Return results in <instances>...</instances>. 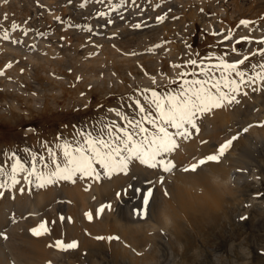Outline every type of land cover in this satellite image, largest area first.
Here are the masks:
<instances>
[{"label":"rangeland","instance_id":"rangeland-1","mask_svg":"<svg viewBox=\"0 0 264 264\" xmlns=\"http://www.w3.org/2000/svg\"><path fill=\"white\" fill-rule=\"evenodd\" d=\"M179 1L127 0V3H123V0H87L85 3V0H7V2L0 0V48L4 47V43L8 45L14 41H20V43H14L17 48L14 54L0 52V71L3 72L0 77H3L4 80L8 78L18 80L21 83L20 86L14 85L8 89L0 87V167L3 169L0 178L5 179L4 187L0 189V201L5 198L8 200L9 197L8 201L11 200L9 203H14L5 208V210L9 209L5 212H10L13 218H7L10 215L3 212L5 216L8 215L5 219L12 221L16 218L15 222L24 220L26 223L25 217L28 218V222L29 218L31 221L36 219H32L34 212L33 208H30L32 207L30 201L19 200V202L12 197L15 189L8 181L11 178V173L7 171L6 166L9 148L29 168L32 164V154H36L38 171L42 170L48 173L54 170L53 160L61 163L64 161V156L62 153L58 159L45 157L44 161H40L39 158L44 157V154L37 139L41 138L40 140L51 145L64 142L63 144L70 143L75 146L76 142L81 141L86 133L91 132L93 136H96L101 128L108 123L126 125L124 116L129 119H141V114L137 111L134 101L142 98L141 101L146 109L149 108L148 102L144 100L143 90L155 89L160 93L167 92L165 85L154 88L145 86V82L153 80L158 72L164 75L176 72L191 73L193 66L186 63L190 59L198 61L196 66L198 71L201 61L204 64L216 63V57L225 52L229 53L225 57L228 61H235L241 59L243 55H248L264 47V44L257 42L261 37H264V0H191L192 3L186 4L187 6L180 5L183 7L176 5ZM117 5L122 6L117 7ZM219 6L227 8L229 24L221 21L224 20L221 13L224 11L222 9L220 12ZM101 12L105 15H99ZM160 16L165 17L162 22L157 20V17ZM241 20H250L255 23L242 25L240 24ZM13 23L19 25L15 30L12 29ZM133 24L142 26L139 29H134L132 28ZM209 24L224 29L222 32L218 31L221 35H218L220 38L213 36L209 32L211 29L204 28ZM227 29L235 35L231 40L223 38L230 32ZM244 30L245 32L251 31V33L246 34ZM4 32L8 33L10 39L2 38ZM243 35L252 37L253 42L236 43ZM156 45H160V47H154ZM233 46L240 51L238 53L231 52ZM26 52L27 54H25ZM15 53L16 55H29L28 53L42 55V58L34 64H29L22 57H13L12 55ZM131 53L136 54L132 55ZM262 61H264V57L252 56L244 66H249L250 72L253 73L251 65ZM9 63H11V67H7ZM174 65H183V67H174ZM255 71L258 72L260 69L256 68ZM216 74L219 76V72ZM176 76H173L175 84L181 78ZM77 77H81V79L78 80ZM145 78L149 79L144 80ZM191 78V76L185 77V79ZM156 80H162V78H156ZM178 85L180 84L177 83L173 89H176ZM257 85L245 88L247 95L238 96V104H230L228 112L229 115L232 113L233 117L227 120V123L218 124L217 122L214 123L215 125H210L201 121L197 122L201 133L206 135L204 136L206 142L209 145L214 143L212 148H218L225 140L239 133L241 128L255 124L260 114H264V86L259 80ZM253 88L257 90L253 91ZM88 95L91 97V106L88 108H92V110L85 109L84 105L77 102L82 99L80 97ZM148 95L150 96V93ZM47 100L50 105L47 104L46 108H50L34 107L35 104L41 105ZM10 109L14 113L13 115L9 112ZM27 110L29 111L27 112ZM42 110L46 112H42ZM18 111L20 112L18 113ZM152 111L155 115V110L152 109ZM242 125L243 127H241ZM214 126L217 127L216 136L218 138L214 137V134L206 132ZM231 128L235 129V133ZM174 130L169 128V131ZM251 130L252 128L249 131ZM235 142L230 149L232 152L234 151L233 154L241 156L242 153H245L246 156L243 158L248 162L251 161L248 164L245 163L243 168H236V171L238 169L245 170V175L235 180L240 186L239 202L242 200L238 206L233 208L231 196L225 195L227 203L217 206V209L214 208L208 215L190 216L187 220L185 218L184 220L183 217L178 218L176 228L175 226L169 229L159 227L155 230L156 235L151 239L143 230L139 231V228L134 231L119 229L116 232L123 242L119 243V246L113 239L98 242L105 250L102 252H98L99 248L93 245L94 241L85 237L82 221L90 220L86 217L87 212L82 211L81 207H77V205L81 206V203L86 202L84 197H80L81 187H75L77 190L79 188V191L74 193L80 195L79 200L83 201L80 203L78 200L79 204L77 203L74 207L72 205L77 201L78 195L76 198L73 197L76 199L75 201H70L71 209L79 211L80 216L79 213L77 214L79 217L76 216L78 219L80 218L78 222L82 225L78 237H73L69 226L73 227V222L76 220L60 211L62 206L70 207L67 205L68 201H61L60 196L63 197V189L60 184L54 182L40 187L38 185L43 181H38L36 175L30 176L29 187L34 190L39 188L36 191L39 194L44 190L43 188L46 189V186L54 191L50 192L52 194H48V196L54 194L51 199L52 204L57 208L58 217L56 220L58 218L59 222L56 225L60 231L57 232V235L60 234L64 243L78 242V247L67 251L56 247L58 255L53 256L52 262L54 264H145L146 256H155V264H264V140L261 139L254 150L257 154L254 161L250 158V145L236 146ZM5 145H9V147ZM123 155H127V153ZM203 156H205L204 153L202 155L200 153L195 158H188V160L195 163ZM129 157L128 164L132 166L131 162L135 157ZM185 160V164L190 163L187 158ZM131 166L123 172V175L127 174L126 177L125 175L123 177L125 182L122 180V183L120 182L121 186L124 185L123 188L118 187L124 193L122 190L118 191L117 189L116 191L121 195L116 193L117 200H120L118 204L123 205L122 209L124 210L130 207L135 211L138 206H141L142 210L144 204L141 197L148 188L152 190L155 188L153 183L159 178L161 171L158 172L157 169L151 167V172L148 171L146 174L135 172L134 174ZM93 167L95 172L92 176H98L97 179L101 176L102 180H105L112 173L98 162ZM130 169L132 170L129 172ZM131 173L134 175L132 176ZM169 174L166 173V175ZM74 175L84 176L85 183L93 180L92 176H85L81 173ZM71 180L73 179L71 178L67 182ZM152 180L153 188L152 185L144 186L145 181L150 184ZM126 182L127 185L124 184ZM24 185L18 190L21 194L28 190V185ZM112 185L114 186V184L109 186L112 187ZM125 186L129 188V192L126 191V196L124 195ZM114 187L117 188V184ZM21 189H23V193ZM46 190L48 191V189ZM47 191L41 192L43 193L41 196L43 197ZM121 197L123 198L121 199ZM58 198L60 199L57 200ZM63 202L66 203L62 205ZM152 202H155L154 197L146 211L148 208L150 209ZM131 203L132 206L129 205ZM21 204V209L26 205L25 210L29 208L32 211L27 210L24 213V209H22V214L18 207ZM124 204L125 208H123ZM10 209L14 211L12 210V212ZM212 211L214 212L212 213ZM37 216L39 217V215ZM61 217L64 219L61 220ZM241 217H246V219L242 220ZM9 220H6L8 225L5 224L8 229L12 224ZM93 220L94 218L90 223ZM61 228L63 229L61 230ZM9 234L12 235L8 232ZM173 234L176 239L169 240V236ZM10 235L8 237H11ZM95 236H97L96 233L93 238ZM130 240L134 241L130 242ZM150 240L157 241L156 247L148 249Z\"/></svg>","mask_w":264,"mask_h":264},{"label":"bare ground","instance_id":"bare-ground-1","mask_svg":"<svg viewBox=\"0 0 264 264\" xmlns=\"http://www.w3.org/2000/svg\"><path fill=\"white\" fill-rule=\"evenodd\" d=\"M177 1H179V0H177ZM192 1L191 0H180L179 3H176V5L180 6V5L184 4L185 6H187L188 4H191ZM11 3H12V1H11ZM183 6H180V7H183ZM218 9L220 12L222 11V9L224 11V12H221L222 16L224 18V20H221V21H225V22H227V24H229L228 23L229 12H228L227 8H224L223 6H219ZM219 27L211 25V24L204 26V28L206 30L211 29V30H209L210 33H212V34L216 33V34H213V36H215L216 38L218 35H220V33L218 31L221 30V32H222L224 30V29L219 28ZM228 31H230V30H228ZM244 33L250 34L251 31L245 32V30H244ZM228 34H229V32H228ZM208 36H210V35H208ZM225 36H223V38ZM234 36L235 35H233L232 37H234ZM18 48H19V46H18ZM16 50H17L16 45L12 42L9 43L8 45H5V43H4V47L2 49L0 48L1 53L14 54V52ZM25 54H27V52ZM28 54L29 55H16V53H15V55H12V56L15 58L16 57H18V58L22 57V59L25 61H28L29 64H34L38 59L42 58V55H31L30 53H28ZM32 54H35V53H32ZM240 68L246 69L249 74L254 73V71H253V73L250 72L249 66L242 65V67H240ZM175 75H177L176 76L177 78L178 77L180 78L179 72H176L174 74H167V75H164V74L158 72L157 76L155 77V81H153V80H151L149 82L146 81L145 86L147 85L148 88H154L157 86H164L165 85V90L167 92H171L173 90H179L180 85H178V87L176 89H173V87H175V85L177 83L181 84V82H180L181 78H180V81L177 79L178 82H176V84L173 82L175 80L173 76H175ZM156 78H162V80H156ZM146 79H149V78H145L144 80H146ZM257 83H258V80L256 81L255 85H251V84L242 85V91L245 92V90L247 88H251L252 86L255 87L257 85ZM20 84L21 83H20V81L18 82V80H11L10 78L4 80L3 77H0V87L3 89H8V88L14 87V85L20 86ZM140 95H142V93H140ZM242 95H238V96H242ZM89 96L90 95H88L86 97L85 96L80 97L82 99L79 101L77 100V102H79L80 105H84V108L87 110L90 109L88 107L91 106V103H90L91 97H89ZM139 98H140V96H139ZM73 100H75V99H73ZM141 100H142V98H141ZM48 101L49 100L45 101L44 103H41V105L35 104L34 107L39 108L42 106L45 109L50 108V107L46 108L47 104H49ZM72 103H73V101H72ZM61 106H63V105H61ZM70 107H71V105H70ZM229 107H230V105H227L225 107L215 109L210 114H204L202 116H199L197 118V122L201 121L203 123H207L210 125H213L214 123H217V122H218V124L227 123V120H230V118L232 119V117H233L232 113L229 115V112H228L230 110ZM63 108H65V107H63ZM43 110H42V112H46ZM90 110H92V108ZM28 111L29 110H27V112ZM37 111H38V109H37ZM9 112L11 113V115L14 114L11 111V109ZM19 112L20 111H18V113ZM227 112H228V114H227ZM6 118H4V119H6ZM234 118H235V115H234ZM253 121H255V120H253ZM262 121H264V114H260L258 121H256L255 124H253L254 127H252V130L248 131L247 133L242 132V129L244 128L242 125L241 127H243V128H241L239 130L240 131L239 133H241V135H240L239 139L236 140V142H235L236 146H239L240 144L250 145V147H251V155H250L251 157L250 158H252L253 161L256 159L255 156L257 154L254 150H255V148H257L258 142L261 139L264 140V127L259 126L260 122H262ZM146 126H148V125H146ZM216 126H217V124H216ZM216 130H217V127L215 128V126H214V127H210L208 129V131H206V132H208L210 134L212 133L211 135L214 134V137H215L216 134L218 133V132L216 133ZM231 130H232V128H231ZM227 132L229 133V131H227ZM232 132L235 133V129L232 130ZM249 132H250V134H249ZM193 134L190 138H187V139L177 138V142L179 144L178 149H176L175 151H173L171 153L161 154L162 158L165 161H172L176 165L173 172H171L169 175H166V172L163 171V168L157 167L155 169H157L158 172L159 171H161V172H160V174L155 172L156 174H159V178L158 179L156 178L157 180H155V182H154L155 184L153 183V180H152V182H150V184H147L146 181H145V184L143 183L144 181L142 182L144 184V186L148 185L150 187V185H152L151 183H153V185L155 187L152 190L155 202H152L153 204L151 203L150 209L148 208V211H146V213H147L146 215L141 213V209H140L141 206H138L137 210H139V211L135 210V211H137V212H135L130 207L127 208V210H124V209H122L123 205L121 206L120 204H118V202L120 200L119 201L117 200V194H119V192L117 193L116 191H117V189H118V191L122 190L119 188L124 186L123 184L121 186V183L125 182V180L123 181V177L125 175V174L123 175L124 171L123 172L112 171V173L109 174V176H107L106 179L103 178L105 180H102L101 176H99V178L97 179L98 176L95 175L93 177L91 175L93 177V178L91 177L93 180H90L91 182L88 181L89 183H87V182L85 183L86 179L84 178V176L77 177V175L76 176L73 175V177H72L73 180H71L70 182H67V181H69V179H67V180L66 179L55 180V182H58L63 189V197L60 196L61 201H68L67 203H69V204H67V205L70 206L71 205L70 201L71 200L75 201L77 199V201H75V203H73V205H72L74 207L77 205L80 197H84L86 199L87 203L86 202L81 203V201H83V200H81V201L79 200L81 203V206L77 205V207H79V208L81 207L82 211H84V212H87V213L91 212L92 217L94 218V220H93L94 222L92 221V223H90V221H88L87 219H84L85 221H82V225H84V228H85V237H87L88 239L95 242V243H93V245L96 246L97 248H99L98 252L105 251V250H103L101 243H98V242L110 241L108 239L96 241V237H98V236H103L105 238L110 237V236L111 237H117L118 236L117 230H119V229H125L127 231H134L137 228H139V231L143 230L145 233H147L150 236V239H151V237H154L156 235L155 230L158 229L159 227L169 229L170 227L175 226V228H176V226H177L176 223H178V221H177L178 218L183 217V219L185 218L187 220V219H189L190 216L196 217L198 215H201V216L202 215L205 216V214L208 215L209 212L211 210H213L214 208H216L217 206L219 207L220 205H224L227 203V200L225 199V195L231 196L230 200L233 203V205H232L233 208H235L236 206L239 205V203L242 201L241 200L239 202V200H240L239 198L241 197L240 196V186L237 185L238 182H235V180L240 178L242 175H245V171L244 172L236 171V168H239V167L243 168L245 163L248 164L251 161L248 162L247 160L244 159L245 158L244 156H246L245 153H242L241 156H236L235 154H233L234 151L232 152L230 150V152H227L225 154V156L222 158V161L220 163H218V164L217 163H208L204 169L201 168L200 170H198L195 173H193V172L185 173L182 171L181 167L188 164V163L185 164L186 158L188 160V158L189 159L195 158L200 153H201V155L203 153H204V155H207L209 153H213V152L217 151V147L212 148V146L214 145V143L212 141L211 142L213 143V145H211V144L209 145V143L206 142V139L204 137L206 135L201 133L200 128H199V131L193 130ZM218 136H219V134H218ZM216 138H218V137L216 136ZM40 139H37V143H39V147L42 146V148H40V149L42 150V153L44 154V158L49 157L48 149L52 150V152L54 154L53 155L54 159H58L62 155L64 142L63 143L60 142V143H56L54 145H51L48 142L42 141ZM202 141H203V143H202ZM34 143H36V142H34ZM57 145H60L61 147L58 148ZM5 146L9 147V145H5ZM8 147H6V148H8ZM7 153H8V157L6 160V164H7L6 166L8 168L7 171L11 173V164L15 162V158L13 157L14 152L12 150H10V148H9L7 150ZM235 153L237 154V152H235ZM15 157H18V155H16V153H15ZM160 158L161 157H158L157 159H160ZM19 159L21 160V158H19ZM56 161H58V160H56ZM129 161H131V160H129ZM188 162H190V160H188ZM131 164H132V166L128 164L127 168L129 169V167L131 166L134 174H135V172H137L139 174L140 173L143 174V172L146 174L148 171L151 172V167L149 165L141 163V161L138 158H134L133 161L131 162ZM61 165H63V162H61ZM227 166H228V168H227ZM132 169H130L128 171L130 172ZM155 169H154V171H155ZM246 172H247V170H246ZM134 174L131 173L132 176ZM126 175H125V177H126ZM128 175H129V173H128ZM162 176L164 177L163 183L160 182V178ZM16 179L19 182L15 183V184L12 183L11 178L8 179V181L12 184L13 189H15V191L12 193V197L18 201L19 200H25L27 202L30 201V203H32V205H30V206H32V207H30V206L29 207L33 208V212H34V214H33L34 216H32V215L31 216H32V219L33 218H36V219H33L31 221V218H29L30 221L28 222V218L24 216L26 219L25 218H23V219L27 220V223H26V221L24 222V220H22V221L18 220L15 222L16 218L14 220L12 219V221H10L11 219L10 220L5 219V217H7L8 215H10V216H8L7 218H9V217L13 218V217H11L10 212H9L10 214L8 212H5V211L9 210V209L5 210V208H8L7 205H11L12 203L11 204L9 203L11 201V200L8 201L9 197H8V200H6V198L4 197L5 200L2 199L0 201V264H49V262H51V264H54L52 262L53 256L55 257V255H58V252H57L58 250L56 249V247L54 245H55V242L57 240H61L62 238H60V234L57 235V232L59 230H58V226L56 225V223L59 221H58V218L56 220V217H58V214L56 213L57 208L54 207V205L52 204L53 203L52 199H51L54 194L52 196L51 195L48 196V194H52L50 192H52L53 189L46 186V189H48V191L51 189V191L48 192L45 188H43L45 191H47V192H45V194H47V195L45 196V194H44L42 197L41 194L44 193L43 192L44 190L41 191L43 193L40 192V194H39L38 192H36L39 188L37 190H34L31 187H29V184L31 182V178L27 175V173H18L16 176ZM125 179L127 180V178H125ZM129 179H131V177ZM129 179H128V181H129ZM121 180H122V182H121ZM147 180H149V179H147ZM118 182L120 184L119 186H118ZM0 183L5 184V179L0 178ZM24 184H26V186L28 185L27 186L28 190L27 191L25 190V193H23L21 191L23 193V194H21V193H19L18 190H20V188H22ZM111 184H114V186L117 184V188L114 187L113 185H112V187H110L109 185H111ZM124 184L127 185L128 183L126 182ZM153 185L151 186L152 188H153ZM79 186L81 187V194H80L81 196L77 194L78 195V197H77V195L75 193H76V191H79V188H80ZM141 186H143V185H141ZM24 187H25V185H24ZM75 187H79L78 190ZM125 187L126 188L124 189L125 190L124 195L126 196V191L129 188L127 186H125ZM74 188H75V190H73ZM111 188H113V189H111ZM0 189H2V188H0ZM141 189H143V188H141ZM165 189L168 192L167 196L164 195ZM237 190H238V192H236ZM0 192H1V190H0ZM122 192L124 193L123 190H122ZM128 192H129V190H128ZM144 195H145V193H144ZM144 195L141 197L142 201H143ZM102 196H105V197H102ZM119 196H121V195H119ZM12 197L10 196V198H12ZM73 197L74 198L77 197V198L73 199ZM90 197L91 198L94 197V198H92V200H91ZM60 198H58L57 200H59ZM62 198H63V200H62ZM122 198L123 197H121V199ZM21 202H24V201H21ZM65 203L63 202V204L62 203L61 204L64 205ZM125 204H126V202H125ZM125 204H124L123 208H125ZM52 205H53V207H52ZM109 205H110V207H108ZM129 205L132 206V203ZM139 205H140V203H139ZM20 206L22 207V204L19 205L18 207H20ZM102 206H104L103 211H100ZM21 207L19 208V210L21 209ZM23 207H24V205H23ZM62 207L63 208L60 211L63 214L68 215L70 218H73L74 220H76L73 222V227L69 226L70 224L68 226L71 227V232L73 233V237H78V235H79L78 232H79V230L82 229V225H80V223L78 222V221H80L79 220L80 218L78 219V217L80 216L79 211L77 212L75 209L74 210L71 209V206L70 207L67 206V208L65 206H62ZM25 208H27L26 205H25ZM25 208H22V209H24V213L27 210L32 211V209L30 210L28 208L27 210H25ZM22 209L19 212L22 213V211H23ZM58 209H59V207H58ZM3 212H5L6 214L8 213V215L5 216L4 215L5 213H3ZM213 212L214 211H212V213ZM78 213H79V216L77 215ZM138 213H140V214H138ZM30 214H32V213H30ZM37 215H39V217ZM84 216H82V217H84ZM28 217H30V216H28ZM37 217H38V219H37ZM6 220H9L10 223H12L10 229L7 228L8 224L6 223ZM41 222L46 223V228L48 229V231L45 234H42L40 236H36L30 230L33 228H37ZM5 224H7V225H5ZM62 229L63 228H61V230ZM39 230L41 232H44V229H39ZM89 230H91V231H89ZM8 232L12 233V235L9 234L11 237H8L9 236ZM94 233H96L97 236H95L93 238ZM114 234H115V236H114ZM173 238H174V240L176 239V237H174V234L169 236V240L170 239L173 240ZM113 240H114V242L117 243L116 245L123 242V239L120 237L118 240L117 239H113ZM131 241L133 242L134 240H130V242ZM103 243H105V242H103ZM126 243H127V241H126ZM156 245H157L156 240L155 241L150 240L149 245H148V249H150L152 247H156ZM81 246L83 247V245H81ZM158 249H160V246H158ZM155 263H156V257L155 256H146L145 264H155Z\"/></svg>","mask_w":264,"mask_h":264},{"label":"snow or ice","instance_id":"snow-or-ice-1","mask_svg":"<svg viewBox=\"0 0 264 264\" xmlns=\"http://www.w3.org/2000/svg\"><path fill=\"white\" fill-rule=\"evenodd\" d=\"M86 2L87 0H85ZM123 3H127V0H123ZM119 6L122 5H117V7ZM99 15H105V13L101 12ZM57 19L59 20V17ZM164 19V16L157 17V20L160 22ZM253 23L255 22L250 20L240 21L242 25ZM141 26V24H133L132 28L139 29ZM17 27L19 25L13 23L12 29L15 30ZM233 35L234 33L230 31L224 39L231 40ZM2 38L8 40L10 36L7 32H4ZM242 41L252 43L253 38L243 36L236 43ZM257 42L264 44V37H261ZM14 43H20V41H14ZM154 47H160V45ZM239 51L235 46L231 48V52L233 53H238ZM131 54L135 55L136 53ZM228 54V52H225L217 56L216 63L204 64L201 61L198 71L196 70L198 61L196 59L188 60L186 63L193 66V71L191 73L182 72L180 74L181 84L179 90L160 93L155 89H144V99L148 102L149 108L146 109L140 99L134 101L137 111L141 114V119H129L127 116H124L123 119L126 121V125L124 126L117 123H108L101 128L96 136H93L91 132L86 133L81 141L76 142L75 146L65 143L63 146V165L53 160L54 170L48 173L42 170L38 171L36 154H32V164L29 168L26 167L19 157H15V153H13L15 162L11 164L12 183L19 182L16 179L18 173H27L29 177L36 175L38 181H43V183L38 185L40 187L54 183L57 179H71L76 173L91 176L95 172L93 165L96 162L104 168L109 169L110 173L111 171L123 172L127 169L129 156L138 158L141 163L149 165L152 168L161 167L164 172L171 173L176 165L172 161H165L161 154L171 153L178 149L177 138L187 139L191 137L193 130L199 131L197 126V118L199 116L210 114L215 109L233 103L238 104L239 100L237 96L241 94L247 95V92L242 91V85L244 84L255 85L256 81L259 80L261 85L264 86V61L251 65L254 70L253 74H249L246 69L240 68L252 56L259 55L264 57V47L248 55H243L241 59L235 61H228L225 58ZM7 67H11V63ZM174 67H183V65H174ZM256 68H259L260 71H255ZM217 72H219V76H217ZM2 74L3 72L0 71V75ZM189 76L192 78L185 79V77ZM77 79L79 80L81 77H77ZM153 81H155V77H153ZM256 90V88H253V91ZM148 93H150V96ZM152 109L155 110V115ZM145 122L152 127L145 126ZM259 126L264 127V121L260 122ZM252 127L254 125L249 124L242 129V132L247 133ZM169 128L175 129V131H169ZM240 135L241 133H237L225 140L218 146L217 151L203 156L195 163L184 166L182 171L185 173H195L205 164L220 163L225 154L231 149L234 141L239 139ZM57 147L61 146L57 145ZM124 153H127V155H123ZM48 154L49 157H53L54 155L51 149H48ZM158 157L161 158L157 159ZM39 159L40 161H44V157H40ZM238 171L245 170L238 169ZM2 172L3 169L0 167V173ZM160 182H164L163 176L160 178ZM3 187L4 184L0 183V188ZM164 195H168L166 189ZM152 197L153 192L149 188L143 197L144 208L141 210V213L144 215L147 214L146 209ZM103 207H101L100 211H103ZM86 216L90 221L93 218L91 212L86 213ZM63 219L61 217V220ZM241 219H246V217H241ZM39 229H44V232H41ZM30 231L34 235L40 236L45 234L48 229L46 228V223L41 222L37 228H33ZM96 239L118 240L119 237L110 236L105 238L98 236ZM54 246L62 251H67L78 247V242L71 241L70 243H64L62 240H57Z\"/></svg>","mask_w":264,"mask_h":264}]
</instances>
